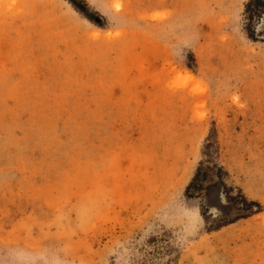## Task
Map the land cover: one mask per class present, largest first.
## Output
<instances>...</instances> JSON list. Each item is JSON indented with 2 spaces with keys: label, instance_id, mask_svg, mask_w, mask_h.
I'll list each match as a JSON object with an SVG mask.
<instances>
[{
  "label": "rangeland",
  "instance_id": "obj_1",
  "mask_svg": "<svg viewBox=\"0 0 264 264\" xmlns=\"http://www.w3.org/2000/svg\"><path fill=\"white\" fill-rule=\"evenodd\" d=\"M0 264H264V0H0Z\"/></svg>",
  "mask_w": 264,
  "mask_h": 264
},
{
  "label": "trees",
  "instance_id": "obj_2",
  "mask_svg": "<svg viewBox=\"0 0 264 264\" xmlns=\"http://www.w3.org/2000/svg\"><path fill=\"white\" fill-rule=\"evenodd\" d=\"M247 8H248V6H247Z\"/></svg>",
  "mask_w": 264,
  "mask_h": 264
}]
</instances>
